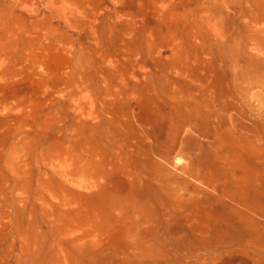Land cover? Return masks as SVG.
Instances as JSON below:
<instances>
[{
	"label": "rangeland",
	"instance_id": "rangeland-1",
	"mask_svg": "<svg viewBox=\"0 0 264 264\" xmlns=\"http://www.w3.org/2000/svg\"><path fill=\"white\" fill-rule=\"evenodd\" d=\"M10 4L0 264H264V0Z\"/></svg>",
	"mask_w": 264,
	"mask_h": 264
},
{
	"label": "bare ground",
	"instance_id": "bare-ground-1",
	"mask_svg": "<svg viewBox=\"0 0 264 264\" xmlns=\"http://www.w3.org/2000/svg\"><path fill=\"white\" fill-rule=\"evenodd\" d=\"M9 3L12 1L15 6L10 4V8H13L15 12V19L20 21L22 19V14H33L37 12V6H42L45 10L49 11L50 14L57 15V19L61 22H64L65 25L70 26L71 21H73V17L68 19L67 13L61 11L58 8V4L64 5L69 0H8ZM20 8V9H19ZM19 9V10H18ZM19 12H18V11ZM17 11V12H16ZM73 12V11H71Z\"/></svg>",
	"mask_w": 264,
	"mask_h": 264
}]
</instances>
